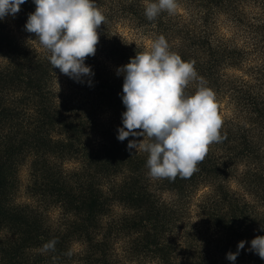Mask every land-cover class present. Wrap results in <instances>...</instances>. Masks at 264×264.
Returning a JSON list of instances; mask_svg holds the SVG:
<instances>
[{
	"label": "trees",
	"instance_id": "obj_1",
	"mask_svg": "<svg viewBox=\"0 0 264 264\" xmlns=\"http://www.w3.org/2000/svg\"><path fill=\"white\" fill-rule=\"evenodd\" d=\"M248 1L261 10L250 24L240 10L245 0H177L188 17L163 11L154 21L144 14L145 0H94L99 8L111 3L117 14L134 19L152 39L163 35L170 51L184 61H195L198 75L216 93L218 113H235L222 119L220 133L226 138L215 143L222 154L209 148L190 178L161 179L165 189L183 195L193 194L203 182L212 186L201 209V229L190 227L175 239L166 231L183 213L173 212L154 195L145 177L148 154L128 148L129 140L139 142L142 136L117 139L126 111L124 77L117 75V69L147 48L120 34L105 15L97 29L95 55L85 59L93 75L77 82L53 68L50 53L34 33L25 30L28 15L35 11L33 0H26L14 16L16 27L27 38L17 36L6 17L0 20V264H73L79 257L86 264H123L100 232L114 201L134 208L132 226L145 230L138 248L155 254L161 264H264L249 250L253 238L264 236V212L258 213L246 194L232 193L227 183L241 161L259 164L261 169L249 170L241 184L264 203V67L242 69L246 53L219 38L225 16L236 24L246 22L264 43V0ZM197 84L191 82L185 91L194 94ZM101 113H114V118L105 121ZM28 159H32L30 192L39 198L37 205L15 200L19 166ZM72 160L81 167L69 172L65 163ZM118 173L127 177L119 182L113 179ZM49 201L60 210L57 221L44 207ZM210 236L221 240L218 256L189 247L193 243L189 239L200 238L206 245ZM53 238L58 241L56 251L41 253L42 245ZM242 240L244 249L234 262L228 260L227 253L237 252ZM75 242L84 245L81 253H75ZM69 250L71 256L66 255ZM182 252L196 255L180 259Z\"/></svg>",
	"mask_w": 264,
	"mask_h": 264
},
{
	"label": "clouds",
	"instance_id": "obj_2",
	"mask_svg": "<svg viewBox=\"0 0 264 264\" xmlns=\"http://www.w3.org/2000/svg\"><path fill=\"white\" fill-rule=\"evenodd\" d=\"M26 0H0V20L15 16ZM35 11L30 13L25 30L34 33L39 44L50 53L49 61L64 75L83 82L93 75L85 59L94 56L99 42L97 29L106 17L94 0H33ZM177 0H145V16L154 21L163 11L175 14ZM123 75V126L117 139L142 136L129 140L128 148L148 154L146 167L152 179L190 178L213 143L222 142L223 121L218 114L216 93L207 86L195 69V61H184L170 51L163 35L156 38L150 49L137 53L130 62L117 69ZM197 81L194 94L185 89ZM89 83H91L89 81ZM140 130V131H137ZM57 239L42 245L41 253L55 252ZM246 241H240L237 252L226 258L235 261ZM250 251L264 259V236L250 241ZM66 255L71 256L69 250ZM56 257H53L55 260Z\"/></svg>",
	"mask_w": 264,
	"mask_h": 264
},
{
	"label": "rangeland",
	"instance_id": "obj_3",
	"mask_svg": "<svg viewBox=\"0 0 264 264\" xmlns=\"http://www.w3.org/2000/svg\"><path fill=\"white\" fill-rule=\"evenodd\" d=\"M100 8L103 15H107L109 17L110 22H112V25H114V27L117 31H119L120 34L127 37L129 40L135 41L138 44L144 45L147 49H150L154 39H152V37L146 32V29L138 27L134 19H131L128 16L117 14L111 3L108 2ZM240 10L243 13L242 18L245 19L246 22H249V24L252 20L257 19L259 12L261 11L257 6H255L254 3H252V1L248 0H245V3L240 6ZM176 12L187 17L190 15L188 11H186L182 6H179ZM6 19L11 30H13L17 36L26 38L28 37L26 33L20 32L18 30L15 23V17L13 15H7ZM221 20L222 26L219 38L223 39V41L227 42L229 46L235 48L239 52L246 53V56L243 60L242 69L247 70L251 68H263L264 43H262L260 40L258 41L255 34L250 32V30L246 27L247 23L243 22L242 24H236L234 21H232V19L225 16H222ZM255 45H257V48ZM102 57L103 55H101V58ZM230 72V74H242V72L240 71ZM221 108L225 109L226 105L221 104ZM101 114L103 119L108 122H110L111 119L114 118V113ZM218 114L222 119H224L225 116L232 117L235 113H228L225 110V112L223 111L222 113ZM260 136L261 134L258 138L259 141L261 139ZM141 140H143V137ZM261 144L262 146H264V143ZM215 146V143L211 144L209 146L210 150L216 151L218 155L222 154V148L219 147L220 149H217ZM262 157L263 158L261 159V161L263 162H261V166L264 167V154L262 155ZM31 161L32 159H28L19 166V170L17 173V193L15 195V200L18 204L37 205L38 203L37 200L39 198L37 197L36 200L32 196L33 192H30V186L32 185L33 181L31 177ZM80 167L81 164L75 160L66 161L65 163V169H67V171L69 172L76 169L78 170ZM237 167L234 169L232 176H229V178H227V183H229V187L231 188L232 193L238 196L246 194V200L252 203V206L256 208V211L258 213H263V201L258 200L256 194V196H254L249 192H245L243 185L241 184V177H247V172L251 169H261L260 165L241 161ZM148 171V169L145 171V177L149 179L148 182L151 186V189L154 192V195H156V198L159 200V202L161 204H164V206H167L173 212L183 213V215L181 216L182 218L177 224H170L168 226L166 233L168 235H172V239H175L174 237H176V235L179 238L183 235V233L186 232V230L190 229V227H192L196 231H198V229H201L198 227L202 223L201 209L208 199L209 195L207 194L211 193V184H209L208 181L203 182L198 186L197 191H195L193 194L189 195L185 193L183 195L175 191L165 189L160 183L161 179H152L148 175ZM238 176L240 177V180ZM126 177H124L122 173H118L113 179L120 182L123 181ZM249 189L253 188L249 187ZM44 207L51 220L57 221L59 219L60 210L58 209V207H55V205H53L51 201L45 203ZM111 208L112 211L105 217L100 232L103 235V238L105 236L111 242V247L115 250L114 253L116 259L123 264H161L155 254L139 250L138 248L137 244L140 243V240H143L145 230L140 228L136 229L135 226H132L133 222L131 220L136 216L134 208L130 207L128 204L118 201H114ZM192 239H189L191 242H193L189 247H195V250L198 251L200 250V247H202V249L204 248L206 252L212 251V253H214L215 255H219V253L217 254V246L221 242L220 239L215 241L213 237L210 236V240L206 242V245L200 243V238H197L194 241ZM246 247L249 248V244H246ZM73 249L75 253H81L84 249V245L82 244V242H75L73 243ZM194 252H182V254L178 255V258L185 259L183 257L194 256L196 255L194 254ZM31 255L34 256V254ZM80 259V257L76 259L77 261L73 264H86L85 262L80 261ZM60 264L70 263L62 261Z\"/></svg>",
	"mask_w": 264,
	"mask_h": 264
}]
</instances>
